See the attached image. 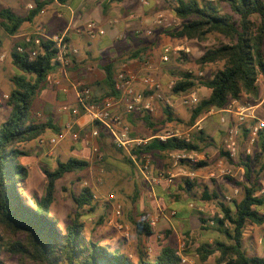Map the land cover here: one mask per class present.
<instances>
[{"label":"trees","instance_id":"obj_1","mask_svg":"<svg viewBox=\"0 0 264 264\" xmlns=\"http://www.w3.org/2000/svg\"><path fill=\"white\" fill-rule=\"evenodd\" d=\"M33 1L34 8L27 17H21L9 8H0V29L6 35H18L22 27L26 23H32L47 5L55 1L66 4L71 0ZM173 13L183 23L181 29L170 33L171 37L205 43L209 36L217 35L227 40V43L206 50L196 60L200 69L216 64H223V69L215 73L212 79L200 82L210 90V95L192 107L187 127H193L199 118L212 109H225L233 100L241 103L245 97L257 100L260 94L258 80L264 78V0H175ZM20 46L27 51L18 53L17 48ZM2 49L3 41L0 39V53ZM146 50L147 48L137 50L128 60L141 59ZM55 53L52 43L45 42L39 55L30 60L28 47L23 41L17 43L10 54L16 74L10 80L13 87L7 100L10 115L7 120H0V264H7L3 260L5 254L19 257L23 264H181L177 248L164 243L165 236L158 238L159 244L152 259L140 251L137 262H134L121 249H112L88 238L84 234L85 224L81 221V214L76 215L65 227L51 215L56 182L67 174L87 170L90 166L88 161L70 159L58 162L55 171H45L47 186L44 195L30 196L27 193L25 182L29 171L19 162L21 157L27 155L23 146L41 139L49 130H58L53 121L41 122L34 110L36 100L49 87L47 77L56 71ZM104 72L103 98L119 99L120 94L115 89L118 73L116 64H109ZM196 87V78L191 73H183L171 91L174 96L183 97L196 91ZM163 111L164 120L160 122V128L164 129L159 130H155L151 114L142 113L147 126L154 128L155 135L152 139L142 138L148 141L133 151L138 158L148 155L154 161L167 159L172 153L205 152L209 141L204 132L195 133L190 142L177 137L162 141L159 136L167 133V124L177 126L181 123L169 105H165ZM253 124L252 120L241 128L246 143ZM97 127L99 136L103 139L106 130L99 124ZM255 148L257 149L253 155L247 156L243 152L238 157L236 165L244 170L245 181L240 183L227 178L242 191L241 199L227 204L219 200L222 195L220 192H210L207 186L202 190V201L219 202L220 213L213 220L215 226L210 228L224 235L226 241L201 244L193 251L187 249L184 253L188 257L196 256L202 264L208 263L213 257L215 264H264V256L252 255L243 247L248 226H264V128L258 134ZM115 149L123 156L121 162L134 171L131 158L123 150ZM220 157L235 166L224 149ZM206 166L205 162L186 164L184 169L194 173ZM198 185L197 180L194 183L187 180L182 191L190 198ZM177 197L181 199L180 196ZM138 199L139 193L132 199L134 205ZM73 200L78 210L94 209V192L88 186L83 187L78 196L73 195ZM184 202L187 205L190 203L188 200ZM150 216L149 212H142L140 220L135 223L139 236L155 235L154 228L149 224ZM199 220L202 230L210 229L208 221L204 218ZM166 234L169 235L170 230ZM186 245L187 248L190 247V244Z\"/></svg>","mask_w":264,"mask_h":264},{"label":"crops","instance_id":"obj_2","mask_svg":"<svg viewBox=\"0 0 264 264\" xmlns=\"http://www.w3.org/2000/svg\"><path fill=\"white\" fill-rule=\"evenodd\" d=\"M157 1L151 3L149 6H142L140 0H71L66 4H60L55 1L54 3L47 5L43 9L44 13L39 14V16H37L32 23H26L18 35L9 36L6 44L3 45V49L0 54L5 53L8 59L14 49L13 46L17 43H22L25 36L31 33L35 29L36 25L41 24L46 27L48 34L51 36L67 33L71 46L79 51V54L73 57V66L68 70L66 75L60 74L58 70L54 71L53 77L60 81V86L48 87V92L53 100L62 104L58 107V116L56 117V121H53L54 126H56L58 130H49L41 139L24 145L23 150L27 153V155L19 159V162L29 171V177L25 182L27 193L30 196L36 194V196L39 197L43 196L47 186L45 171H55L58 167V162H67L70 159H78L85 160L90 163L89 168L80 174H67L69 177L67 182L60 185L58 184L67 175L56 182L55 200L51 206V215L60 222L61 226L64 224V219H68L70 217L71 212L73 211V206L71 207V201L72 203L74 201L73 195L78 196L82 190V186L92 188L95 196L94 209L91 210L90 208H87L84 210L85 213L91 215L93 212H96L99 205L98 197H101L102 191L98 186V182H101V180L98 179V171L96 169V165L94 164L99 161L97 154L95 153V149L101 153L111 150L112 145L113 147L115 146L112 144V138L107 131H104L105 137L103 139H101L100 136L98 139L92 137V133L96 130L99 132V130L97 124L93 123L87 116L83 115L76 117L70 113H62L61 108L65 105L71 109L77 107L78 103L75 86L79 83L84 84L91 90L92 97L96 101L106 99L103 98L105 90L104 68L111 63L116 64L118 71L121 69L123 64H128L129 68L139 73L140 77L145 73L142 67V62L146 59L148 54L152 53V50L145 38L144 29H142V27L146 25L150 28L154 17L143 19V21L140 22L137 18L143 16V14L153 11L157 6ZM164 1L166 2L168 0ZM32 4H34L33 0H0V8H9L21 17H27L29 15V6ZM131 14L136 16V21H130L128 19ZM90 21L98 22L106 31V35L103 37L89 38L82 33L81 30ZM112 21H115V23L111 24L110 22ZM145 48H147L146 53L142 54L141 59L132 61L128 60L132 53L140 49L144 50ZM2 71H4V66L0 63V73H2ZM172 83L174 82L172 81L168 85V89H170V85ZM259 84L262 88L264 87L263 77L259 78L258 86ZM137 88L141 89V85L138 84ZM163 88L165 89L164 86ZM153 103L154 112L150 114L153 122L155 123V130H159L160 126L157 123L158 121L161 122V117L164 116L163 107L165 105H169L171 107V105L168 100L167 102L155 100ZM239 104L242 106H248L241 102H239ZM262 104L263 102L259 105H252L255 109V114L259 119H261L262 110L259 111L258 109ZM116 113L121 116L124 124L130 129V137L132 136V139H142L143 137L152 139L155 135L153 132L154 128L151 129L147 126L142 113L135 114L134 116L128 115L126 114L123 106H119L116 109ZM37 116L41 122H48V120L45 121L41 119L42 116L39 114ZM223 117H226L229 125L234 124V121L237 119L236 115L222 112L220 113L219 111H216L214 114L208 116L205 114L198 119L197 122L202 121L203 132L208 139L217 136L219 137V135L221 136V131L225 132L228 125L222 124V126H220L221 118ZM248 121L249 120H247V122ZM67 125H72V132H66L65 129ZM166 126L175 127L173 124H167ZM63 132H66L65 140L61 141L52 150L48 147V143L43 146L40 142L41 140L48 142V140ZM74 136H77L78 140H74ZM125 153L131 158L129 153ZM203 154L206 155L205 163L211 161L209 152L205 151ZM161 160L156 159L152 161L151 158V167L153 164L154 168L159 171L161 170L160 168H164L166 165L168 166L167 163H160ZM224 161V158H222L216 162L212 169H207L208 167H206L194 173L190 172V174H193L194 177L204 174L205 180L212 179L211 175L218 172L220 165L227 167V163ZM132 162L135 166L134 171L138 170L144 177L139 165L133 160ZM180 168L181 167L178 168L179 171L183 172ZM204 170L206 171L204 172ZM174 173L176 174L177 172L175 171ZM153 177L155 176L151 175V179ZM144 179L151 187L149 195L143 192L142 183L140 182L141 180L135 183L134 180L131 179V181H133L132 185L134 187L135 194L139 193V199L134 206L137 213L143 211V206L148 209L154 208V212L151 213L150 216V218H158L157 226L154 228V236L161 238V236H164L165 231L172 229L171 217L169 216V211L164 213L159 203L157 204L156 202H153L154 200L151 201L153 199V193L155 194V198L157 194L160 195L161 201L173 199L174 206L177 207V209L175 208L171 210L174 212L177 210L178 212H183V215H191L192 211L190 208L193 207V204L191 203L187 205V203L184 202L186 200L183 198L179 199L177 197L178 195L171 197V195L176 194L173 186H168L166 183H161L159 186H153L148 180H146L145 177ZM262 185L264 187V181ZM57 188L59 189L58 192ZM165 188L170 190L165 191ZM234 189L235 191H238V188L235 187ZM262 193H264V189ZM134 196H132L131 200L134 199ZM185 196L187 197L186 194ZM82 212V210L74 209V218L78 214L83 215ZM115 239L117 240L118 236H116L114 240ZM95 240L98 241L99 239ZM121 242L124 245L122 246L116 242L117 245L114 249H121L123 252L128 254L131 259L133 258L134 262H137L138 254L136 253L134 257L131 254V251H133L132 247L134 246L133 242L124 239L121 240ZM103 244L107 246L111 245L108 243ZM135 251H137L136 248Z\"/></svg>","mask_w":264,"mask_h":264},{"label":"rangeland","instance_id":"obj_3","mask_svg":"<svg viewBox=\"0 0 264 264\" xmlns=\"http://www.w3.org/2000/svg\"><path fill=\"white\" fill-rule=\"evenodd\" d=\"M204 1L217 2L219 0ZM157 2V6L153 11L147 14H143V16L137 18V20H139L140 22L143 21V19L154 17L158 13H163L169 20L176 19L173 13V0H168L166 2L164 0H158ZM223 6L224 5H222V7ZM181 27L179 29H181ZM142 29H144L145 35V31L148 30L149 27L145 25L142 27ZM173 31L176 30L158 28L153 30L152 35H145V38L150 45L149 47H151L152 53L148 54L146 59H144V62L149 61L152 65H154V76L165 87L163 91L165 95L164 102H167V100L169 101L173 113L181 122L175 127L166 126V134L179 133L183 135L190 129L187 127V123L190 119L192 108L183 106L180 100L181 97L174 96L171 89H168V85L172 81L175 83L178 79H180L181 74L191 73L196 78L197 87L195 92H197L199 100L207 98L210 95V90L203 87L200 82L212 79L215 73L223 69V64L211 65L204 69H200L196 64V60H198L206 50L213 49L223 43H227V40H225L221 36L212 35L208 37V41L205 43L192 42L171 37L170 33ZM8 37L9 36L6 35L2 29H0V39L3 41V45L6 44ZM164 46L183 47L184 51H180L176 54H171L168 62H162L161 57ZM13 47H15V45ZM186 50H188V52ZM1 64L2 66H4V71L0 73V120L5 121L10 115V109L7 107V100L4 99V96L9 95L13 87L10 80L16 74V69L12 65L10 57ZM258 87L260 91L259 98L257 100H252L249 97H245L243 98L242 103L244 105L252 106L259 105L261 102H263L258 110H262L261 119L264 120V87L262 88L260 84ZM48 90V88L45 89L43 93L38 97L34 104V110L37 115L39 114L40 116H42L41 119L45 121H56V117L58 116V107H60L62 104L60 102L54 101ZM161 118V120L163 121L164 116ZM250 121L252 120H249L248 122ZM157 124L160 126V121H158ZM220 126H222V122H220ZM160 129H164V127H161ZM221 132V136L219 135V137L217 136L208 139L209 145L207 148H205V151L210 153L211 161L207 162V169H212L216 162L221 160L220 153L224 146L226 130L225 132ZM246 147V139L241 133L238 141V157L241 153L245 152ZM256 149L257 148L253 149V153L254 151H256ZM101 153L104 160H99L94 164L96 165V169L98 171V179L101 180V182H98V186L101 188L102 194L101 197H98L99 205L96 212H93V214L91 215L88 213L86 214L85 211L82 212L83 215H81V221L85 224L84 234L88 238H93L94 240L99 239L100 241H98L101 244H111L108 246L112 249L116 247L117 243L123 246L124 244H122L121 240H123L124 238L122 237L121 233L108 224L109 219L114 212V207L117 205L121 206L123 216L120 222H122L124 225L129 226L131 233L130 241L134 244V246L132 247L133 251H131L132 256L134 257L136 253L138 254L140 251H143L147 254V258L152 259V255L156 253V248L158 247L159 240L155 236H139L136 232L135 223L140 220V214L142 212H149L151 214L154 212V208L148 209L143 206V211L137 213L135 206L131 200L132 196L135 195L134 187L132 185L133 181H131V179H133L135 183L141 180L140 182L142 183L143 192L148 195L151 192V187L149 183L145 181L144 177L138 170L132 171V169L128 165L121 162L123 156L115 149V147H113V145L111 150H107L106 152L104 151ZM238 157L236 158V160H233L235 166L228 164L226 160L224 161L225 163H227V169L232 172L230 175H222L220 177L209 180H205L204 174H201L198 177H187L184 174H189L190 171L184 169V166L186 164H180L178 167H174L170 157L167 159H160V163H167L168 166L166 165L164 168H160L161 170L159 171L155 169L152 164L151 175H154L155 177L160 175L161 173L167 175L168 172H173L174 184L172 186L174 187L176 194L171 195V197H175L178 195L184 200H188L190 202L189 204H193V207L190 208L192 211L191 215H183V212H178V210L175 211L176 215L174 217H171L172 229L170 230V234L167 235V231L164 232V243L175 246L178 251H181L183 255L188 257L184 253V251L187 249L193 251L197 246L201 244H213L216 240L226 241L224 235H222L217 230L210 228L212 226H215L211 223L213 222L216 215L220 213L218 200L204 202L201 199V194L202 190L207 186L210 192H220L222 195L220 196L219 200L224 201L227 204H230L233 200L241 199L243 195L242 191L238 189V193L236 194L234 189L235 186L227 179L231 178L234 181L240 183H243L245 181L244 170L242 168H238L236 165L238 162ZM179 167H181L180 169H182L183 172L179 171ZM175 171L177 172L176 174L174 173ZM205 171L206 170H204V172ZM80 173L73 174L77 175ZM68 179L69 177L67 175L58 184L60 185L62 183H65L68 181ZM187 180L192 183L197 180L199 184L193 189V196L190 198H187L182 191V188L185 186V181ZM83 187L86 186H82V188ZM58 190L59 189L57 188V192ZM169 190L170 189L165 188V191ZM33 195L36 196V194ZM227 197L231 198V201H228L226 199ZM151 201L156 202L157 204L159 203L164 213L166 211L172 212L171 209H177V207L174 206L173 199L161 201L160 195L158 194L156 195V198H153ZM71 207L73 208V211L71 212V215L68 219H64V224L62 225V227H65L74 219L73 212L74 209H77L74 201L73 203L71 201ZM199 218H204L206 221H208L207 226L210 228L209 230L204 231L201 229ZM116 236H118V239H115V241L114 238H116ZM261 240L262 242H260ZM186 244H190V247L187 248ZM243 247L247 249V251L252 255H256L259 257L264 256V226H248L247 233L243 241ZM135 248L137 249V251H135ZM188 258H190L194 262V264H202L196 256H191ZM3 260L7 264H23L20 261L19 257H11L8 254H5L3 256ZM206 264H215V257L211 258Z\"/></svg>","mask_w":264,"mask_h":264},{"label":"built area","instance_id":"obj_4","mask_svg":"<svg viewBox=\"0 0 264 264\" xmlns=\"http://www.w3.org/2000/svg\"><path fill=\"white\" fill-rule=\"evenodd\" d=\"M157 0H140L142 6H149L151 3ZM175 1V0H173ZM34 5L29 6L32 10ZM41 13H44L42 10ZM40 13V14H41ZM128 19L130 21L135 20L136 16L134 14L129 15ZM115 23V21L110 22ZM182 21L179 19L169 20L163 13H158L154 16L152 21V26L145 31V35L150 36L154 29L163 28L169 30H178L182 26ZM89 38L103 37L106 35V31L100 26L98 22L90 21L81 30ZM45 42L52 43V48L56 51L54 65L56 70L60 74L66 75L68 70L73 65V57L79 54V51L71 46L68 34L62 33L58 35H49L46 27L44 25L38 24L35 29L27 34L24 38V43L28 47V52L30 54V60L35 59L40 51L42 44ZM18 53H25L27 50L25 47L20 46L17 48ZM180 51H184L183 47H172L165 46L162 50V62H168L171 54H176ZM188 52V50H186ZM7 59L5 53L0 55V63H4ZM142 67L144 69V74L140 77L139 73L133 71L129 68L128 64H123L121 69L116 75L115 89L120 94L119 99L106 98L100 102H94L91 90L87 88L84 84H76V96H77V107L74 109L68 106H63L61 108L62 113H70L73 116H87L93 123L102 126L108 134L111 136L113 144L116 148L123 150L130 154L132 160L139 165L141 172L143 173L146 180H148L153 186H159L161 183H166L168 186L174 184V174L173 172H168V174H160L151 179V157L148 155H143L138 158L134 154L136 148L144 146L148 140L142 139H132L130 137V129L124 124L120 115L116 113V109L119 106H123L126 114H138V113H153L154 106L153 102L155 100L164 101L165 95L163 93L164 88L162 83L156 79L153 75V65L149 61H143ZM47 83L50 87L60 86V81L50 74L47 77ZM138 84L141 85V89H138ZM175 83L170 85V89L174 87ZM66 92V91H65ZM4 99L8 100L9 96L5 95ZM181 104L185 107L192 108L197 105L199 98L197 92L193 91L189 94L181 97ZM216 111L220 113L233 114L236 115L237 119L234 124H228L226 117L221 118V122L224 125H228L226 128V138L224 141L223 149L228 153L231 160H236L238 157V141L241 136V128L247 122V120H253L254 124L251 128L250 135L247 140V147L245 153L247 156L253 154V149L257 145L258 134L264 128V120L259 119L255 114V109L252 106H242L238 101L233 100L228 107L223 110L212 109L206 116L214 114ZM204 118V117H203ZM66 132H72V125L66 126ZM66 132L60 133L57 136L45 142L41 140L43 146L45 144L52 150L61 141L65 140ZM203 132L202 121L197 122L193 127H191L185 134H165L159 136L162 141H165L170 137H177L185 139L190 142L195 133ZM73 137V136H72ZM92 137L95 139L99 138V132L96 130L92 133ZM74 140H78L77 136H74ZM97 158L102 161L103 155L95 149ZM171 161L174 167H178L180 164L196 165L201 162L206 161V155L199 152L192 153H172L170 154ZM232 172L227 169L224 165L219 166L218 172L212 174L211 178H217L222 175H230ZM187 177H194L193 174H184ZM237 194L238 191H235ZM153 198L155 194L153 193ZM231 201V198H226ZM176 212H170L169 216L174 217ZM122 208L121 206H115L114 212L109 219L108 224L114 229L118 230L122 237L126 240H130L131 233L130 228L124 225L120 220L122 219ZM158 223V218L153 217L149 219V224L152 228H155ZM214 225V222L211 223ZM262 242V240L260 241ZM177 256L180 258L181 264H194V262L183 255L181 251H178Z\"/></svg>","mask_w":264,"mask_h":264}]
</instances>
